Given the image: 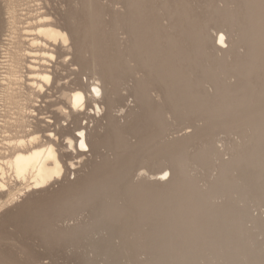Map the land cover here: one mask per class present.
I'll return each instance as SVG.
<instances>
[{"label":"rangeland","instance_id":"1","mask_svg":"<svg viewBox=\"0 0 264 264\" xmlns=\"http://www.w3.org/2000/svg\"><path fill=\"white\" fill-rule=\"evenodd\" d=\"M112 2L114 8L108 9ZM39 3L43 8L39 12L51 17L52 24L68 32L72 41L67 46L58 43L60 49L49 43L47 50L56 55L54 59L28 57L26 50L42 49L29 47L23 33L39 13L37 0H0V46L8 33L9 12L14 9L18 19L8 55L0 49V81L11 79L9 86L0 82L3 131L15 139L28 137L36 121L32 111L40 108L47 117L71 123L74 115L64 92L76 87L74 81L81 77L88 79L86 90L98 79L104 110L90 120L82 116L80 122L89 123L96 153L103 156L83 166L75 180L71 175L75 184L56 183L52 193L29 202L17 226L0 224V264H264V115H259L264 111L260 90L264 74L259 67L264 50L249 46L245 57L236 54L219 62L222 71L244 82L240 88L228 86L221 95L260 96V100L248 103V112L241 116L235 115L239 108L222 110L224 121L215 123L216 113L206 103L194 102V108L187 111L174 110L179 101L191 97L193 81L175 90L171 85L177 77L163 74L159 78L162 72L151 71L179 63L185 46L173 44L208 20L206 0ZM200 13L203 19L194 21ZM149 16L157 21L144 37L147 46L128 43L125 33L134 25L144 30ZM251 57L256 59L252 66ZM31 62L38 72L51 75L50 83L34 80L44 85L45 100L38 85L28 86L23 80ZM245 66L249 76H240ZM110 106L112 117L101 118ZM198 117L199 123H191ZM235 119L244 120L241 128L246 139L230 124ZM227 132L233 134V147ZM195 133L197 140H187ZM172 142L177 150L167 151ZM167 158L176 162L170 184L133 177L139 169L158 173L167 167L163 162ZM145 159L151 162L146 164ZM59 207L64 208V215L84 209L88 217L78 229L65 230L53 217Z\"/></svg>","mask_w":264,"mask_h":264},{"label":"bare ground","instance_id":"2","mask_svg":"<svg viewBox=\"0 0 264 264\" xmlns=\"http://www.w3.org/2000/svg\"><path fill=\"white\" fill-rule=\"evenodd\" d=\"M40 1L42 0H37V4L35 5L37 6L38 12L43 9L41 7L42 3H39ZM206 4L205 14H207V16L209 15L208 20L204 19L202 25L196 24L195 28H193L191 31L189 30L185 32L184 36L179 37L177 42L173 44L174 47H177L178 44H183L185 46V50L179 55V63H173L172 65L167 64L166 67L162 69L154 68L151 71L162 72L159 75V78H162L163 74L169 77H177V82L171 85V88L175 90L184 88L188 81L194 82V89L191 91V97L189 99H182L184 102L179 101L175 105L174 110L180 109L181 112L185 110L187 111V109L194 108V102L206 103L207 106L211 107L210 110L216 113V116L213 119L214 122L220 123L224 121L223 117H225V115L221 113L222 110L239 108V112L236 110L237 112L235 111V115L241 116L248 110V103H250V106L255 101L256 104L259 103L260 96L256 98L255 96L250 97L239 94H233L231 96H224L220 94L222 91H225L228 86L240 88L241 86H244V82L240 81V79H237V77H232L234 79V81H232V78L230 77L231 75L221 70L219 62L221 60L231 58L236 54H241L245 57L248 54L247 49L249 46H260L264 50V0H206ZM109 8H114L113 2L109 4L108 9ZM13 10L8 14L9 29L0 46L4 56L8 55L7 45L10 46L13 35L16 33L18 28L17 15L15 10ZM198 19H203L201 13L193 20L198 22ZM34 20V23H32L33 21L27 23L28 27L23 32L26 37L24 40L28 42L29 47L31 46L32 48L42 49L40 52L36 50L33 51V49L26 50V55L28 57L42 56L45 58L54 59L56 55H54L52 52L50 53V51L47 50L50 48L49 43H51L52 46L60 49L58 43H61L64 46L69 45L71 36H69L68 32L53 25L52 18L44 15V12L37 13ZM134 21L135 18H132L131 22H129L132 24ZM156 21L157 18L155 17H147V24L144 30H140L138 25H134L132 27V31L128 30V32L125 33L127 35L128 43L137 47L147 46L144 37L147 35L148 28H150L152 24H155ZM32 25L35 27H31ZM136 37H142V39L137 40L135 39ZM168 40H165L164 42L167 43ZM151 45L154 46V43ZM227 60L229 61V59ZM255 60L256 59L253 60L252 58L251 66L252 62ZM260 62L261 65L259 67H262L264 74V60H260ZM74 65L76 64L74 63ZM27 70L28 73L26 80L23 79L25 84L28 86L38 85L39 91L42 95L41 98L45 100L47 97L44 94V85H39L34 82V80L37 79L42 82L50 83L51 75L48 74L47 71L38 72V66L33 65L32 62L27 64ZM249 73L250 69L245 66L244 72L240 73V76H249ZM9 76H11V74H9ZM87 80L88 79L83 77H81L79 80H75L74 84L76 87L68 90V92H64V97L67 100L66 104H68V107L71 109V112L74 115L71 123L65 124L64 122L62 123L59 118L56 119V117H47L44 114L45 112L41 113L42 110L40 108L37 113L35 110L32 111V114H34L36 120L32 126L34 133L30 134L26 138L21 137L15 139L10 137L7 132L3 131L5 112L0 107V224L10 225L12 228L17 226L22 220L29 202L36 200L38 196L42 194L52 193L56 183H68V185L75 184V181L73 180L76 179L80 169L90 162L91 164H94L92 163L93 161L98 160L103 156V154L100 152L99 154L96 153L97 148L95 146L96 144L94 143V140L92 139V128L89 126V123L82 124L80 122L82 116L84 119L90 120L93 119V116L104 110L102 109L104 105L102 107L100 106L103 104L104 98L101 81L97 79L92 83V85L89 86V90H86V84L88 82ZM0 82L9 86L11 84V79L10 77H2ZM202 90H204L205 93H203ZM260 90L262 94L264 92V83L260 86ZM88 98L92 99V103H90L91 101L88 100ZM210 99H214L213 103H211ZM92 104L94 105L92 107L93 109L88 111L90 110ZM199 109L200 107L195 106V110ZM112 112L113 107L110 106V108L108 107V110L105 109L104 113L101 114V118H111L113 115ZM259 115H264V111L259 112ZM199 118L200 117H198V119L191 120V123L196 125L201 121ZM237 120H233L230 122V124H233V128L236 133L239 132L241 136L246 139L247 135L241 128L242 123L245 122L241 119L238 121ZM71 125L73 127H71ZM234 131H232V133H234ZM232 133L229 134L227 132L226 137L229 140V144H231L233 147L235 143L230 139V137L233 135ZM197 136V133H195L187 137V140H197ZM166 150H177L176 143H170V145L166 147ZM150 162V159H145L144 161L146 164ZM163 162L167 167L160 170L158 173H149L147 169H139L134 171L133 177L139 179L140 181L144 180L166 186L174 180L176 162L170 158L163 159ZM143 171L145 173H143ZM71 175L74 177L73 180L70 178ZM242 179L243 176L239 178V180ZM194 201H197L198 203V200ZM64 212V208L59 207L55 212H53V217L55 218V221H58L62 227L65 228V230H71L74 228L78 229L85 223V220L88 217L86 214L87 211L85 212L84 209L66 215H64ZM49 219L47 218V221ZM86 233L88 234V232ZM95 234L96 233H94V235ZM195 263L196 262H194V264Z\"/></svg>","mask_w":264,"mask_h":264}]
</instances>
